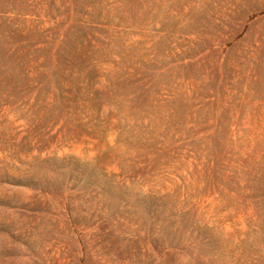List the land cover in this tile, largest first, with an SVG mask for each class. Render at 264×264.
Instances as JSON below:
<instances>
[{
  "label": "rangeland",
  "instance_id": "obj_1",
  "mask_svg": "<svg viewBox=\"0 0 264 264\" xmlns=\"http://www.w3.org/2000/svg\"><path fill=\"white\" fill-rule=\"evenodd\" d=\"M0 264H264V0H0Z\"/></svg>",
  "mask_w": 264,
  "mask_h": 264
}]
</instances>
